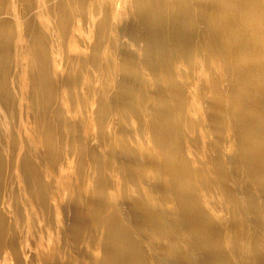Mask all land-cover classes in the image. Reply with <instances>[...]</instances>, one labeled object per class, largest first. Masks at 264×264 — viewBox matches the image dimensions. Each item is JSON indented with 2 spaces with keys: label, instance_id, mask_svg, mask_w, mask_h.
Here are the masks:
<instances>
[{
  "label": "bare ground",
  "instance_id": "obj_1",
  "mask_svg": "<svg viewBox=\"0 0 264 264\" xmlns=\"http://www.w3.org/2000/svg\"><path fill=\"white\" fill-rule=\"evenodd\" d=\"M69 158L84 193L41 176ZM80 242L98 264H264V0H0V264Z\"/></svg>",
  "mask_w": 264,
  "mask_h": 264
},
{
  "label": "rangeland",
  "instance_id": "obj_2",
  "mask_svg": "<svg viewBox=\"0 0 264 264\" xmlns=\"http://www.w3.org/2000/svg\"><path fill=\"white\" fill-rule=\"evenodd\" d=\"M37 1H42V0H37ZM17 118H18V116H17ZM11 123L12 124H10V125H12V128H13V130H15V132H17L19 129L18 125L19 124L22 125V126H20L21 127L20 138H21V141H23V145H27L26 147H28V148H31V147L36 148V146L40 147V145L38 143H35L33 141L34 133L30 128V126H32L31 118L28 119V116L26 117V115L23 114V116L21 118L17 119V123H18L17 126H14L13 120H11ZM16 127H18V129ZM3 129H4V127H3ZM20 138L17 139V145L20 144ZM33 144H34V146H33ZM74 163H75L74 160L71 158L64 159L63 163H60L62 165H58V169L51 168L47 164L45 166H42L41 176L45 182L51 183L52 174H54V172H56V173L58 172L57 174H59L60 171L64 172L63 174H66V177L69 178V184H67L65 182V185H64V184H61V182L59 181V184H58L59 190H61L63 188L62 190H64L65 194L67 195V193H69L68 190L73 187L74 189L75 188L76 189L81 188L80 190H83L82 193H84V189L88 186V183L90 181L86 177L82 178L83 184L81 186H76V183H75L76 181L74 179L75 176L77 177V174L75 175L76 170L74 167H69V165H74ZM11 167H12L11 165L9 167L7 164L5 165L4 178H3L4 187H7L6 190L10 189V188L15 189L17 192V195L19 196V199H22V194H23L22 193V186H23L22 181H20L19 176L17 177L16 170H14V169L12 170ZM46 172L49 173V176H46ZM58 179H59V177H58ZM77 181H78V183H81V181H79V180H77ZM84 196L85 195H83V197ZM66 199H68L67 196H66ZM24 215H25V213H24ZM65 215H66L65 211L60 212L59 213L60 220L62 218L64 219ZM83 215L85 216L84 210H83ZM36 216L37 217L39 216L38 213ZM38 219H39V217H38ZM38 219H35V220L37 221V223L39 222V224L37 226H40V225H42L43 222L42 221L40 222V220H38ZM30 221L32 222L31 219H30ZM61 223H62V221H61ZM62 225L64 227L66 226V225H64V223H62ZM84 226H87V228L89 227V228L93 229V224L91 222L85 223ZM31 230L34 232V228H32ZM65 242H66L65 248H70L71 242L69 241V239L65 240ZM80 245H81L80 251L83 252V254H80V255L76 254L77 259H73L70 264H98V258L100 255L99 249H96V248L93 249V247H88V245L86 247V244L82 243V242H80ZM9 264H11V262H9ZM60 264H66V263L63 262Z\"/></svg>",
  "mask_w": 264,
  "mask_h": 264
}]
</instances>
